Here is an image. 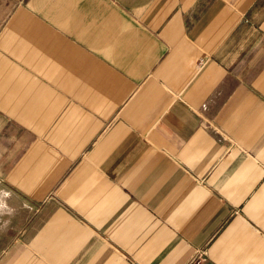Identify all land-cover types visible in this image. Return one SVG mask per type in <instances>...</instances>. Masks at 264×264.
<instances>
[{
  "label": "crops",
  "instance_id": "crops-1",
  "mask_svg": "<svg viewBox=\"0 0 264 264\" xmlns=\"http://www.w3.org/2000/svg\"><path fill=\"white\" fill-rule=\"evenodd\" d=\"M264 264V0H0V264Z\"/></svg>",
  "mask_w": 264,
  "mask_h": 264
},
{
  "label": "built area",
  "instance_id": "built-area-1",
  "mask_svg": "<svg viewBox=\"0 0 264 264\" xmlns=\"http://www.w3.org/2000/svg\"><path fill=\"white\" fill-rule=\"evenodd\" d=\"M198 253V256L193 259V264H200L204 260V252L199 251Z\"/></svg>",
  "mask_w": 264,
  "mask_h": 264
}]
</instances>
